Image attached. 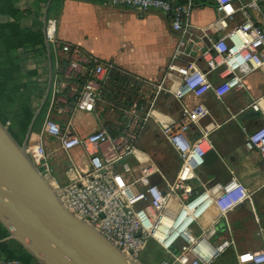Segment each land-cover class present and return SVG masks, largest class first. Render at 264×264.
<instances>
[{"label":"built area","instance_id":"1","mask_svg":"<svg viewBox=\"0 0 264 264\" xmlns=\"http://www.w3.org/2000/svg\"><path fill=\"white\" fill-rule=\"evenodd\" d=\"M208 2L206 5L213 7L216 15L198 24L193 20L197 0H105L106 4L140 13L158 9L166 14L175 44L162 76L156 80L60 39L53 17L45 25V37L54 55L51 96L40 130L30 137L29 154L37 169L51 178L66 207L136 261H141L142 252L155 238L154 228L168 213L171 198L179 196L184 201H179L181 205L189 200L187 196L195 200L206 190L201 186L205 182L199 171L206 167V154L212 148L210 134L219 127L212 119L206 95L211 93L221 99L231 91L250 89L247 78L256 72H261L264 81V0ZM167 99L173 101L170 108L164 106ZM262 100L264 94L252 97L246 106L262 121L253 130L244 127V132L246 148L257 149L264 162ZM53 111L67 114L66 122L55 119ZM76 111L108 115L109 119L98 129L80 134L73 122ZM209 118L212 120L203 124ZM152 121L182 159L173 181L167 178L154 155L140 145ZM47 136L56 138L65 152L68 166L64 184L53 176L45 144ZM76 147L83 151L86 169L75 163L70 154ZM231 174L230 181L220 182L226 188L235 185L218 200L222 211L193 218L187 235H178L167 246L158 241L170 254L158 264H210L230 246L235 247L237 264H264L262 227V246L239 250L225 218L228 237L214 244L220 216L228 210L223 204L231 200H235L233 206L243 200L253 203L250 189L233 171ZM179 189L184 193L179 195ZM195 189L200 194L194 193ZM194 222L200 224L198 234L190 229ZM179 238L184 242L178 251H173ZM0 264L28 263L0 255Z\"/></svg>","mask_w":264,"mask_h":264},{"label":"crops","instance_id":"2","mask_svg":"<svg viewBox=\"0 0 264 264\" xmlns=\"http://www.w3.org/2000/svg\"><path fill=\"white\" fill-rule=\"evenodd\" d=\"M17 6L23 11L21 18L23 26H31L36 29V22L39 20H42L44 26L45 7L43 8V14L39 16L38 6L41 8L42 5L37 4L36 0H19ZM215 15L214 8L203 3L199 4L193 10V20L198 24L208 22ZM117 16L121 18L126 16L133 17L143 26V29L149 31L148 34L143 35L138 40L135 39L134 44L127 46L129 41H122L125 36L120 38L116 34V26L118 24ZM53 18L56 19L57 35L60 39L79 44L88 52L103 59L112 60L122 68L137 73L147 79L156 80L162 76L175 44V35L169 27L168 18L164 12L158 9H150L145 13H140L133 9L106 4L105 0H62L58 15ZM139 40L144 43L142 52L136 50L135 43ZM28 55H33V53H28ZM52 61L53 72V53ZM23 67L37 69L38 73L36 76H32V80L38 81V93L40 97L34 99V105L38 107L49 85L51 75L49 58L44 61L41 56L32 57L23 62ZM261 82L264 83L262 74L261 72H256L247 78V84L250 89L244 88L231 91L221 99L215 98L211 93L206 95V100L211 98L215 101V104H219L221 120V123H218L219 127L214 129L210 134L212 148L218 152L220 158L228 165L227 168L230 174L233 171L236 177H238L236 172H238L241 166L240 164L244 163L248 155L256 160L255 165H249L251 171L264 176V162L261 155L258 152L254 153L247 149L244 140L246 137L244 127L250 123H256L257 121L255 119L259 116L253 113L251 109L246 108V106L250 103L252 97H258L264 94V87L261 85ZM50 96L51 93H49L48 100ZM262 103L264 104V100H262ZM44 108L45 113L47 105ZM52 113L53 117L60 123L64 124L66 122L67 114L58 111H53ZM95 116L96 120L91 129L78 132L75 127L77 132L80 134L90 133L98 129L106 119H109L108 115L98 116L95 114ZM214 120L217 122L215 118ZM50 139L54 141L55 148L62 152L63 150L58 145L57 139L54 137H50ZM70 154L75 163L84 169L87 168V162L80 147L73 148ZM50 162L52 166L56 164V173L53 175L56 180L61 184L66 183L67 159L50 158ZM200 171H202L203 175H207L212 171L207 161L206 167H203ZM213 177L212 180L214 181L212 186L220 185L221 177L219 175H214ZM196 191L197 189H195L194 193ZM175 199V197H172L168 207L173 213H176L180 206V203H173ZM204 215L207 217L211 216L212 208ZM222 217H225L230 223L227 214L220 216V218ZM190 229L194 234H198L201 231L198 222H194L190 226ZM258 230L256 234L261 237L263 243V238ZM227 234L228 230L225 229L216 238L221 237L224 239ZM178 249L177 244L172 246L173 251H178Z\"/></svg>","mask_w":264,"mask_h":264},{"label":"water","instance_id":"3","mask_svg":"<svg viewBox=\"0 0 264 264\" xmlns=\"http://www.w3.org/2000/svg\"><path fill=\"white\" fill-rule=\"evenodd\" d=\"M51 2L47 1L44 10V34ZM45 41L51 66L49 85L24 141L20 143L0 120V223L8 230L0 243L17 241L39 264H144L131 259L89 222L72 213L51 178L37 169L29 154L28 143L52 82V52L46 37ZM206 161L221 177L222 184L231 180L228 165L214 148L207 152ZM246 205L254 210L252 202L247 201Z\"/></svg>","mask_w":264,"mask_h":264},{"label":"rangeland","instance_id":"4","mask_svg":"<svg viewBox=\"0 0 264 264\" xmlns=\"http://www.w3.org/2000/svg\"><path fill=\"white\" fill-rule=\"evenodd\" d=\"M213 10V9H212ZM52 18V17H51ZM118 24L116 26V34L118 37L125 38L122 41H129L127 46H131L130 44H134L135 39H139L143 35L148 34V30L143 29L142 25L134 19L133 17H119L117 16ZM142 28V29H141ZM136 50L141 51L143 49L144 43L136 41L135 43ZM261 85L264 87V83L261 82ZM164 103V106L170 108L173 105V101H169ZM206 103L211 109L213 118L216 119L218 123H221L220 114H219V104H215V101L211 98L207 99ZM38 106V105H37ZM37 108V107H36ZM103 116V115H101ZM208 119L203 122V124L208 123L210 120ZM74 124L79 131H88L94 125L96 120V116L92 112L85 111H76L74 113ZM257 122L248 124L247 129L253 130L259 123H261V116L256 117ZM245 140V139H244ZM45 144L47 146V150L50 158H58V159H66L65 152H60L55 147V143L50 139L49 136L45 137ZM141 147L149 151L154 155L157 160V163L165 172L167 178L170 181L175 179V175L177 169L181 164V157L177 151L171 146V144L165 138L161 129L152 121L142 139L140 141ZM256 153V150H250ZM52 164V163H51ZM256 160L253 157L247 156L244 163L240 164L241 166L238 169L237 175L238 180L243 183V185L250 189L252 193L254 210L246 205V200L238 203L232 208L228 209L226 214L230 220L231 227L233 229V236L236 242V248L241 250L245 248L251 249H259L262 246L261 237L256 234L257 230L262 227L264 230V176L262 174L253 173L249 168V165H255ZM206 166V164H205ZM56 164H53V175L56 173ZM235 171H237L235 169ZM200 176L205 182V186L201 185L204 189L208 187L217 190L221 185L212 186V180L214 175H217L215 172H210L207 175H203L202 171H199ZM213 175V176H212ZM236 175V174H235ZM216 181V180H215ZM196 183V182H195ZM184 191L182 189L178 190V194H183ZM194 193H192L193 195ZM189 200L192 199L191 196H187ZM179 196L173 201L174 204H178L180 202L184 203V201L179 199ZM180 201V202H179ZM219 201H215L212 204V215L218 214L222 211L221 205L218 203ZM168 213L171 216H175L176 214L168 210ZM207 217V216H206ZM259 232V230H258ZM253 235V236H252ZM252 236V237H251ZM228 237V234L227 236ZM222 238H216L214 244L216 245L218 242L220 243ZM184 241L179 238L176 240L175 244L180 248L181 244ZM170 254L155 238H152L146 250L142 252L140 256V260L144 264H158L160 260L164 258H169ZM34 264V262H33ZM210 264H237L236 262V252L235 247H228L223 253H221L218 257H216L212 263Z\"/></svg>","mask_w":264,"mask_h":264},{"label":"trees","instance_id":"5","mask_svg":"<svg viewBox=\"0 0 264 264\" xmlns=\"http://www.w3.org/2000/svg\"><path fill=\"white\" fill-rule=\"evenodd\" d=\"M18 1L0 0V120L6 125L9 121L8 127L11 133L22 143L36 110L34 99L40 97L38 81L32 80V76L38 73L37 69L24 68L23 62L38 56L45 61L48 58V50L42 20L36 22V29L23 26L21 22L23 11L17 6ZM47 1L36 0L37 4L42 5L41 8L38 6L39 16L43 14ZM61 2L62 0H52L49 18L58 15ZM197 2L209 3L208 0H197ZM28 53L33 55L29 56ZM44 115L43 110L33 132L40 130ZM253 150L257 151V149ZM218 226L219 235L227 229L225 217L220 219ZM7 235V228L0 223V239ZM0 255L19 258L28 264L33 262L39 264L15 240L0 243Z\"/></svg>","mask_w":264,"mask_h":264},{"label":"bare ground","instance_id":"6","mask_svg":"<svg viewBox=\"0 0 264 264\" xmlns=\"http://www.w3.org/2000/svg\"><path fill=\"white\" fill-rule=\"evenodd\" d=\"M196 157L199 158L196 153ZM235 185L224 187L220 186L217 190L208 187L203 193H201L195 200H188L185 204H181L176 211L175 216L164 213L162 219L154 228V237L157 241L167 246L171 244L178 235H187V227L193 218L200 215H204L208 210L212 208V204L215 201L223 198L229 192L234 189ZM172 200V198H171ZM171 200L168 203L171 202ZM235 200L225 202L223 208L229 209L233 206Z\"/></svg>","mask_w":264,"mask_h":264}]
</instances>
